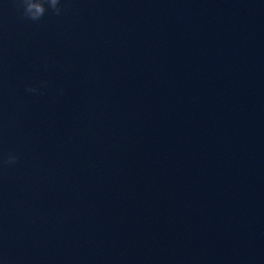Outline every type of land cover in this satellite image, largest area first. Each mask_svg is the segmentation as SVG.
<instances>
[{
    "label": "clouds",
    "instance_id": "1",
    "mask_svg": "<svg viewBox=\"0 0 264 264\" xmlns=\"http://www.w3.org/2000/svg\"><path fill=\"white\" fill-rule=\"evenodd\" d=\"M16 2L19 7L23 8V17L31 21H39L49 9L56 15H60L63 11L60 7L61 0H16ZM26 91L35 93L38 89L29 86ZM17 160L16 155L9 153L6 163L13 164Z\"/></svg>",
    "mask_w": 264,
    "mask_h": 264
}]
</instances>
